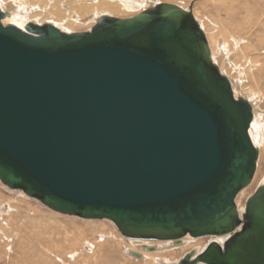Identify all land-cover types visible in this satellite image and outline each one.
Masks as SVG:
<instances>
[{"label": "water", "instance_id": "water-1", "mask_svg": "<svg viewBox=\"0 0 264 264\" xmlns=\"http://www.w3.org/2000/svg\"><path fill=\"white\" fill-rule=\"evenodd\" d=\"M2 17L1 184L128 238L228 235L178 264H264V184L235 205L258 157L252 109L189 12L161 2L69 34Z\"/></svg>", "mask_w": 264, "mask_h": 264}, {"label": "rangeland", "instance_id": "rangeland-1", "mask_svg": "<svg viewBox=\"0 0 264 264\" xmlns=\"http://www.w3.org/2000/svg\"><path fill=\"white\" fill-rule=\"evenodd\" d=\"M192 1H194V6H196V8L200 10V12L194 10L192 11H194V13L197 15L196 19L200 23L203 31L205 32L206 38L209 40L210 46L212 45L210 48L212 50V56L214 55L213 60L215 61V64L221 70V72L225 74V76L230 78L229 80L231 82L235 81L236 84L239 85L238 91L241 95H245L244 98L246 100L249 98V101L256 103L257 101L253 99L251 95H248V93L250 94L249 91H253V89L255 90L254 85L259 86L261 92L264 90V71L260 74L261 76H258L256 70H253L254 66L258 67V65H252V62L249 61L251 59L254 60L258 56H261V58H263L264 44L262 46L259 45L263 47V50H260L255 43L250 42V36L252 37L257 33L262 32L264 30V22L256 23L255 25H253V27L249 28L248 24H252L251 19L248 20L242 18H244V15H249V18L251 16L256 21L258 19H261V17L262 19H264V0H222V2L221 0H175V3L189 6L190 2ZM224 1L226 2L225 8L222 7V9L229 13L222 15L221 17L223 19L222 22H220L215 19L218 18L215 13H217V11L221 9V7L215 6V3L219 2V4H221ZM4 3L7 2H0L1 6L3 8H8L4 5ZM15 3V5H17L19 4V1H16ZM33 8L34 9L28 7L25 10V6L20 7L21 14H24V16L26 15V18L24 17L25 19L22 20V23H27V21L29 20H34L37 22H41V20H48V18L41 19V17L34 16V13L37 12L39 7L35 6ZM9 9L12 10L6 9V11L15 10L14 8ZM129 11L131 10H128L127 13ZM126 14L124 12V15ZM37 15H39L38 12ZM117 15L120 16L119 13ZM121 15L124 16L123 14ZM233 17H235V20ZM50 21L55 23L56 25L64 26L61 23L58 24L54 20L52 21L50 19ZM234 21L243 22L241 25H244L246 23L245 28L249 30L248 34L246 35L244 32L241 33V30H238L233 27L232 24ZM214 22H220L221 28L223 29L220 31L212 29L216 28ZM79 26V28L66 27L65 29L68 28V30L70 29V31L72 30L77 32L86 31V26H82L80 24ZM211 34L213 35V39L216 42H212ZM221 43H223V45ZM243 46H245L246 48L249 47V49L244 50L242 48ZM253 62H255V60ZM253 81L259 82L258 85L254 84ZM262 93L264 94V91ZM251 94H254L255 98H258L260 95V102H257V107L261 112L260 116L264 118V102H262V99L264 97L259 92H251ZM261 142L256 143V146L259 149L260 158L257 161L255 175L253 176V179L249 183V185H247L246 188L240 192L241 195H244L243 198L236 199L238 206H240L239 209L241 210L244 208L241 206H244L246 198H248V196H250L255 191L257 186H259L261 183H264V144L263 146H261ZM11 190L15 192H12ZM11 190L5 188V186L0 183V264H145L143 261L140 260L141 256L136 257L129 252L130 248H128L127 245H123L124 247L126 246L125 248H118L116 246L117 243L120 242V237H122L124 239L123 241H125L126 243H128L127 240H132L123 237L111 221L107 219L88 220L78 218L76 216L60 214L48 209L47 207L41 205L39 202L35 201V199L27 197L16 189ZM7 201L12 203L16 207L13 208L12 206H9ZM17 208L18 211L16 213L15 210ZM10 212L16 213L17 217L15 215L14 218H11L9 216ZM87 220L95 221L96 223L104 222L109 225V228L102 230L101 228L99 229L96 226L92 227V225ZM99 230L107 231L108 233H110L109 231H112L115 233L114 235L117 238H109L107 245L99 247L100 245L98 246L96 245L97 243H93L96 240L94 238L98 236L97 232H99ZM186 237L184 239L185 242L196 240L201 242L203 247H205V245L210 240V238L208 237ZM85 240H87L88 243H85ZM143 241L147 243L157 242L155 240ZM140 247L143 249L146 248L144 245H140ZM135 253L139 252L137 251Z\"/></svg>", "mask_w": 264, "mask_h": 264}, {"label": "bare ground", "instance_id": "bare-ground-1", "mask_svg": "<svg viewBox=\"0 0 264 264\" xmlns=\"http://www.w3.org/2000/svg\"><path fill=\"white\" fill-rule=\"evenodd\" d=\"M7 2V3H4V5L8 8H3L0 4V13L3 14V17L1 18V23L3 25H6V24H12L18 28H20L21 30H24L25 29V26L29 23V21L31 23H34V24H37V25H43V24H51L53 26H55L57 29H59L60 31L64 32V33H75L77 31H70V29L68 30L65 29L66 27H70V28H79V24L82 25V26H86L87 28L86 31H89L100 19H102L103 17H118V18H128V17H132V16H135L136 14L140 13L141 11L147 9V8H150L152 6H154L156 3H161L163 1H166V3H171V4H174L176 6H178L179 8H181L184 12H189L191 15H192V18L194 19V21L196 22V24L198 25V27H200V30L202 31L205 39H206V42H207V45H208V48H209V51H210V58H211V62L212 64H214L216 67L217 65L215 64V61L213 60V56H212V50H211V46L209 44V40L206 38V35H205V32L203 31L200 23L198 22V20L196 19L197 15L194 13V11H197V12H200L199 9L196 8V6H194V1L190 2L189 6H186V5H181V4H177L175 3V0H161V1H157V0H0V2ZM16 1H19V4L15 5ZM173 1V2H172ZM177 1H181V0H177ZM215 2V1H214ZM220 2V1H219ZM218 3H215V6H220L221 9H219L217 11V13H215V15L218 17V18H215L216 20L222 22V15L224 14H227L229 12L227 11H224L223 8H225V4L226 2L224 1L223 3L219 4ZM222 2V0H221ZM230 2V1H229ZM18 3V2H17ZM21 6H25V10L26 8L28 7H31L32 9H34L33 7L35 6H38L39 9L37 10L38 14L37 15V12L34 13V16H37V17H41V19H45V18H48L47 21H42L41 22H37V21H34V20H29L27 21V23H22V20H24L26 17V15L24 16V14H21L20 12V7ZM28 6V7H26ZM214 6V5H213ZM243 6V4H242ZM194 7V9H193ZM9 8H14L15 10L13 11H6V9L8 10H12V9H9ZM215 8V7H214ZM37 9V8H36ZM24 10V11H25ZM128 10H131L127 13ZM194 10V11H192ZM216 11V10H215ZM230 11V10H229ZM124 12L126 15H124ZM25 13V12H24ZM28 13V12H27ZM120 14V16H118L117 14ZM26 14V13H25ZM121 14H123L124 16H122ZM28 15V14H27ZM25 17V18H24ZM32 17V16H31ZM30 17V18H31ZM29 18V17H28ZM34 18V17H33ZM234 20H235V17H233ZM50 19L53 21H56L58 24H63L64 26H59V25H56L55 23L51 22ZM242 19H248L252 21V24H248V27H253V25H255L256 23H263L264 22V19H258L257 21L254 20V18H252L250 16L249 18V15L248 16H245L244 15V18ZM10 20V22H9ZM39 20V19H37ZM12 21V22H11ZM19 21V22H18ZM8 22V23H7ZM209 22V21H208ZM220 22H214L216 28H212V29H215L216 31H220L222 30L223 28H221V23ZM243 22H236L234 21L232 26L235 27L236 29L238 30H241V33L244 32L246 35L248 34V29L245 28L246 27V23L244 25H241ZM213 25V23H212ZM84 29V30H85ZM83 31V30H82ZM226 33V32H225ZM240 33V34H241ZM219 39V38H218ZM217 39V41H218ZM253 39V41H252ZM264 30L260 33H257L256 35L254 36H250V42L252 43H255L257 45V47L260 49V50H263V47H261L263 44H264ZM211 40L212 42H216L214 39H213V35L211 34ZM221 41V40H220ZM240 42V40H239ZM223 45V43H221ZM221 45V47H222ZM261 45V46H259ZM238 46V45H237ZM236 47V46H235ZM237 48V47H236ZM244 50H248L249 47H245L243 46L242 47ZM223 50V49H222ZM221 50V51H222ZM225 50V49H224ZM226 52V51H225ZM264 55V54H263ZM248 57V56H247ZM255 60V62H253ZM254 60H248L249 62H252V65H258V67H255L253 68V70H256V73L258 76H261L260 74L264 71V56L263 58H261V56H258L256 57ZM218 71L220 74L224 75L221 70L217 67ZM251 70H252V67H251ZM224 72V71H223ZM227 77V76H226ZM262 78V77H261ZM227 79L229 80L230 78L227 77ZM233 79V78H232ZM244 80V79H243ZM234 81V80H233ZM230 82V85H231V88H232V91H233V96L235 98H244L245 95H241L240 92L238 91V87L239 85L236 84V82ZM254 84H257L259 82L257 81H253ZM254 88L255 90L253 89V91H249L250 94L248 93V95H251L253 97V99H255L257 102L260 100V95L258 98H255L254 97V94L252 95L251 92H259L261 93V95L264 97V94L260 91V87L259 86H256L254 85ZM246 92V91H245ZM244 93V92H243ZM247 97V96H246ZM245 99V98H244ZM249 99V98H248ZM246 100L249 104H250V107L252 109V120H251V123H250V126H249V136L251 138V141L253 143V145L257 148L258 150V157H257V161L258 159L260 158L259 157V149L258 147L256 146V143H260L261 141V146H263L264 144V118H262L260 115H261V112L259 111L258 107H257V102H252V101H249V100ZM260 102V101H259ZM262 102H264V98L262 99ZM264 113V111H263ZM261 118V119H260ZM262 139V140H261ZM260 146V147H261ZM257 161H256V168H257ZM256 168H255V172H256ZM255 172H254V175H255ZM253 175V176H254ZM264 178V177H263ZM253 179V178H252ZM256 180V179H255ZM254 180V181H255ZM260 182V181H259ZM264 183H261L260 185H263ZM249 185V184H248ZM253 185V184H252ZM259 185V186H260ZM4 186V185H3ZM252 187V186H251ZM250 187V188H251ZM258 187V186H257ZM5 188L9 189L7 186H5ZM246 187L242 188L238 193L237 195L235 196V205H236V209H237V212H238V215L239 217L242 216V213L244 212V209H245V203H244V206H241V207H244L242 210L239 209L240 206H238L237 204V201L236 199H242L243 198V194L241 195V191L243 189H245ZM11 190V189H9ZM18 190L20 193H23L24 195H26L21 189H16ZM251 190V189H250ZM12 191V190H11ZM12 192H15V191H12ZM243 193V192H242ZM249 193V192H248ZM240 194V195H239ZM247 194V193H246ZM27 196V195H26ZM239 196V197H238ZM29 197V196H27ZM246 197V196H245ZM249 197V196H248ZM3 198V197H1ZM31 198V197H29ZM12 199V198H10ZM31 199H34V198H31ZM247 199V198H246ZM5 200V199H4ZM14 201V200H13ZM35 201L39 202L38 200L35 199ZM239 201V200H238ZM8 202V201H7ZM12 202V200H11ZM246 202V201H245ZM40 203V202H39ZM242 203V202H241ZM41 204V203H40ZM8 205L9 206H12L13 208H15L16 206H14L12 203L8 202ZM42 205V204H41ZM19 208V206H18ZM18 208L15 210L16 213L18 211ZM24 208V207H23ZM16 213H12L10 212L9 213V216L12 218H14V216L16 215ZM19 213V212H18ZM23 214V213H22ZM17 217V215H16ZM31 217V216H30ZM25 218V217H24ZM17 219V218H16ZM35 219V218H34ZM39 219V218H38ZM37 219V220H38ZM10 220V219H9ZM25 220V219H24ZM33 220V219H32ZM47 220V219H46ZM90 220V219H88ZM87 220V221H88ZM96 220V219H95ZM103 220V219H101ZM59 221V220H58ZM33 222V221H32ZM40 222V221H39ZM92 227L93 226H96L98 227L99 229L101 228L102 230L106 229V228H109V225H107L106 223L104 222H99V223H96L95 221H88ZM95 222V223H94ZM38 223V222H37ZM85 225V224H84ZM39 226V225H38ZM115 226V225H114ZM28 227V226H27ZM117 229V228H116ZM65 230V229H64ZM95 231V230H94ZM110 233H108L107 231H100L97 232L98 233V236L95 237L94 239L95 242L93 243H97L96 245H100L99 247H102L103 245H107L108 241H109V238H117L114 234L115 232V229H114V232L112 231H109ZM94 235V234H93ZM84 236V235H83ZM123 236V235H122ZM186 236H190L189 234H186L184 236H182L179 240L178 243H175L171 240H165V241H160V240H155L157 242H150V243H147L145 241H143L144 239H134V238H128V237H125V238H128V239H131L132 241H128V243H126L125 241H123L124 239L122 237H120V242L117 243V247L120 248V247H124L123 245H127L128 248H130L129 252H139V256H141L140 260L143 261L145 264H178L179 262L182 261L183 257L186 255V256H189L190 260L194 259L198 254L202 253L206 248L207 246L209 245L210 242H217L220 246H222L224 240H226V238H228V235H223V236H220V237H208V236H202V237H208L210 238V240L208 241V243L205 245V247L202 246V243L199 242V241H184L185 237ZM34 237V236H33ZM191 238H202V237H193V236H190ZM73 238V237H72ZM80 238V237H79ZM93 238V237H92ZM91 238V239H92ZM187 238V237H186ZM108 239V240H107ZM73 240V239H72ZM84 240V239H83ZM29 241V240H28ZM54 241V240H52ZM91 241V240H90ZM123 241V242H121ZM45 242V241H44ZM100 242H103V243H100ZM25 243V242H24ZM30 243V242H29ZM85 243H88L87 240H85ZM99 243V244H98ZM33 244V243H32ZM147 244V245H146ZM59 245V244H58ZM140 245H144L146 248H141ZM28 246V245H27ZM32 246V245H31ZM96 246V247H98ZM126 247V246H125ZM124 247V248H125ZM192 248V249H191ZM148 250V251H147ZM101 252V251H100ZM185 252V253H184ZM132 254V253H131ZM181 254V255H179ZM38 255V254H37ZM44 255V254H43ZM133 255V254H132ZM176 255V256H175ZM178 255V257H177ZM101 256V255H100ZM99 256V257H100ZM180 256V257H179ZM185 256V257H186ZM103 258V257H102ZM130 258V257H129ZM27 259V257H26ZM43 262V261H42ZM194 264H200V262L198 263H194ZM203 264V263H201Z\"/></svg>", "mask_w": 264, "mask_h": 264}]
</instances>
